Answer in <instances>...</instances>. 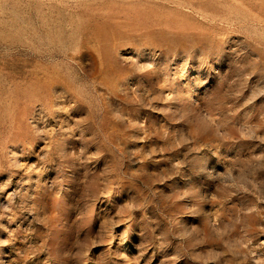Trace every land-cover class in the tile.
<instances>
[{"label": "rangeland", "instance_id": "1", "mask_svg": "<svg viewBox=\"0 0 264 264\" xmlns=\"http://www.w3.org/2000/svg\"><path fill=\"white\" fill-rule=\"evenodd\" d=\"M0 264H264V0H0Z\"/></svg>", "mask_w": 264, "mask_h": 264}]
</instances>
